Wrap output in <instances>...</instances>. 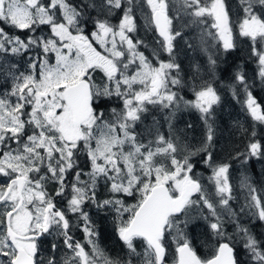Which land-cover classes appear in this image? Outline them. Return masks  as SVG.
Listing matches in <instances>:
<instances>
[{
    "label": "snow or ice",
    "instance_id": "1",
    "mask_svg": "<svg viewBox=\"0 0 264 264\" xmlns=\"http://www.w3.org/2000/svg\"><path fill=\"white\" fill-rule=\"evenodd\" d=\"M239 6L242 15L234 20L227 0H99L86 5L106 17L93 21L90 39L82 26L85 6L70 0H0V74L11 80L10 89L0 93V177L5 178L0 183V264H58L55 255L41 257L38 245L42 236L53 234L63 237L70 253L62 264H121L97 243L98 233L85 211L89 203L115 213L117 233L128 249L125 264H133V258L138 264H167L166 236L173 232V264H238L223 219L224 213L232 220L237 217L230 206L234 199L230 165L213 167L208 151L214 136L209 119L221 99L217 90L205 83L194 91V100L185 101V106L201 113L206 125L202 150L207 153L205 163L212 167L213 192L194 174L190 162L194 153L187 146L163 134L143 143L133 129L148 105L170 108L178 103L180 98L170 85L181 84L172 72L180 71L175 42L183 38L185 28L199 27L201 44L211 37L229 50L235 46L233 28L238 27L239 35L251 41L258 75L264 81V0H239ZM137 11L160 38L158 50L152 53L158 66L139 51L144 42L131 35L137 31ZM117 12L121 15L113 24L109 18ZM43 26L48 34L41 31ZM14 31L29 35L22 39ZM161 52L167 53V61L160 59ZM17 56H28L23 72L14 61ZM209 63L216 62L209 57ZM97 69L106 77L103 86L92 79ZM235 80L243 87L246 111L264 124V109L245 74L237 72ZM113 96L122 99L123 108L113 109V118L105 119L97 108ZM181 152L189 154L178 159ZM81 155L88 170L81 167ZM261 155L264 144L253 139L247 157ZM49 182L57 185L54 196L47 190ZM101 182L111 196L98 201ZM241 187L248 192L240 211L264 221V190L247 177ZM121 194H138L139 199L126 205ZM56 197L64 199L66 207H58ZM192 208L201 214L206 208L209 215L202 218L212 220L208 226L218 247L207 259L197 255L185 233ZM69 213L81 224L83 242L71 234L74 225ZM236 231L242 234L250 264H264V241L238 221ZM137 238L145 244L142 255L134 245ZM51 247L55 253L58 245Z\"/></svg>",
    "mask_w": 264,
    "mask_h": 264
},
{
    "label": "rangeland",
    "instance_id": "2",
    "mask_svg": "<svg viewBox=\"0 0 264 264\" xmlns=\"http://www.w3.org/2000/svg\"><path fill=\"white\" fill-rule=\"evenodd\" d=\"M90 3H99V0H89ZM227 3L229 7L232 10L233 19H238L242 13L240 11L239 6V0H227ZM95 14H98V9H94ZM145 12L148 11L147 8L144 9ZM91 15L93 13H90ZM120 13L117 12V19L114 21H111L113 24L118 23ZM136 15V23L138 29L135 33L131 34L135 38L143 40L144 44H150L155 46L156 49H158V45L156 43L157 39H160L158 35L154 37H150V28L146 27L145 25V17L142 15L139 11L135 13ZM96 18H92L87 20V25L83 22L82 26L84 27V34L91 32L94 29L93 21ZM104 19V18H103ZM144 28V29H143ZM95 30V29H94ZM93 30V31H94ZM92 31V32H93ZM91 32V33H92ZM149 34L147 40L143 39V34L146 33ZM146 34V35H147ZM221 46L223 47V44L221 41H219ZM233 43L234 45H241L247 49H252L251 41L246 37H241L239 35L238 27L233 28ZM97 47L98 51H101L103 53V49L99 47V45H94ZM141 51V50H139ZM54 61V56L52 57ZM28 60V56H27ZM158 66V64L156 65ZM25 60H22V67L21 71H25L26 69ZM258 63L257 59L255 61V64L252 66L250 73L253 74L252 77L260 78L258 75ZM93 81L99 85L103 86L106 81V77L104 76L103 72L97 69L92 74ZM202 86V84H197L195 87L192 88V98L189 100L195 99V90H199V87ZM171 90L172 89V86ZM175 92V91H174ZM218 93V92H217ZM180 98L178 100V103L174 105L173 107L166 108L165 110H162L161 105H148L147 111L144 112L141 115V119L137 121L136 123L139 124L140 127H144L145 130L149 135H147L146 140H141L143 143H148L149 141H155L158 135L163 134L161 132H158V125L161 124V121L164 120L166 127H168V135L174 138L180 146H187L189 151L191 153V157H196L198 154H203V159L200 160L198 163L202 164L207 171H205L200 165L194 164L192 161H190L194 165L193 172L196 174L199 179L201 180L202 184H204L209 192L214 191V187L212 186L211 182L209 181V177L212 175V167L209 166V164L205 163V160L207 159V153L203 151L202 149L205 146V140H206V125L204 122V119L201 122H198L195 120L194 115L195 114H201L198 110L192 107L185 106V101L182 100V98L177 94ZM219 95V94H218ZM246 96L245 93L243 95V102L245 100ZM112 99H117V105L119 109L121 110L123 108V101L122 99L113 96ZM188 101V100H187ZM244 104V103H243ZM158 106H160V110H158ZM215 106L212 112V116L209 119V123L212 124V127L214 129V136L213 141L211 143V146L208 148V151L212 153V166L227 163L230 165L229 168V180L230 183L233 186V197L234 199L230 201V206L237 213V217L235 220H232L228 217V215L225 213L223 215L225 224L224 228L226 233L231 236V243L235 246V255L238 261V264H250V256L246 249L244 248V240L241 233H237L236 231V221L239 222L241 227H246L249 229L248 224L257 218L253 216L250 212L245 210L244 212H241L240 209L245 205L246 203V196L248 190L246 188L241 187V182L243 178L239 175L240 171H244L243 163L236 162L239 154L243 153L245 155H241L244 160L246 161L247 156V148L248 144L254 139L252 136L253 131L256 132V134L264 133V125H262L259 122L254 121L251 116L246 111V115H241L238 113V111L233 110L225 104V102H220L218 105ZM100 111V110H98ZM103 112V111H102ZM105 119H112V113L109 112H103ZM134 132L136 133V126H134ZM137 134V133H136ZM164 135V134H163ZM151 137V138H150ZM167 138V137H165ZM261 138V137H260ZM260 138L256 139L260 141ZM233 139V140H232ZM230 140V141H229ZM246 140V142H245ZM234 141L236 143L234 144ZM241 141V143H240ZM261 142V141H260ZM240 143V144H239ZM262 143V142H261ZM263 144V143H262ZM155 147V145H153ZM189 152H187V155ZM232 154L233 157H230ZM264 156V155H262ZM179 159V158H178ZM80 164L81 167L85 170H88V165L86 161V157L84 155H81L80 158ZM258 165V164H257ZM70 179L72 178V175H69ZM68 177V180L71 181ZM111 193L108 191V187L101 182L97 188V200H103L110 198ZM120 198H122L126 205L135 204L136 201L139 199L138 194H134L133 196H125L121 194ZM86 209L91 210V221L94 219V216H96V224L92 221L93 225L95 226V229L98 233L97 236V243L100 247H102V250H105L103 246H106L102 243V232L106 234H110L113 238V241L116 237L119 238V235L117 233V222L115 218V213L110 209H103L98 210L94 205L91 203L85 205ZM218 212H221L222 210L220 208L217 209ZM127 215V214H125ZM209 213L207 209H203L202 214L201 211L197 208H192L189 210L187 219L189 220V223H192L193 221H197V239L200 240V243L202 244V250L206 251L208 249H212L213 252H215L216 245H217V238H215L211 230L209 228V223L212 222L211 218L209 220H205L202 218V216H208ZM181 220H184L185 217L181 216ZM205 231V232H204ZM195 232V231H194ZM186 233V231H185ZM84 234V233H83ZM175 235L173 232L171 235L166 236L167 241V248H168V256H167V264H173V261L175 259V248L176 243L173 241L172 237ZM120 239V238H119ZM121 240V239H120ZM122 241V240H121ZM197 241V240H196ZM123 242V241H122ZM199 242V241H198ZM134 245L137 249V251H142L141 255L144 251V245L140 243V241L137 239L134 240ZM109 248L108 246H106ZM127 252L128 257V249L126 248V245L122 247ZM112 259L116 260V256ZM133 264H138V259L133 261Z\"/></svg>",
    "mask_w": 264,
    "mask_h": 264
},
{
    "label": "trees",
    "instance_id": "3",
    "mask_svg": "<svg viewBox=\"0 0 264 264\" xmlns=\"http://www.w3.org/2000/svg\"><path fill=\"white\" fill-rule=\"evenodd\" d=\"M88 1L89 0H70V3H73L77 6H85L83 22L86 25L87 20L92 18L105 19V16L95 14L94 8L86 7V5L89 4ZM90 13L93 14L91 15ZM115 19L116 15L110 18L111 21H114ZM183 31V38L178 39L175 42L176 47L174 52L175 62L180 65V71L178 74L174 70L172 72L173 76L178 75V78L181 80V84L172 86V89L177 94H179L182 100L189 101L192 98L193 86L195 87L197 84L203 85L205 83H210L217 90L219 96L221 97L220 102H225V104L230 106V108L238 111L239 114L246 115V109L243 104L244 90L243 87L235 80L236 73L243 72L253 96L256 98L257 102L261 104L262 109H264V81H261L260 78L252 77L253 74L250 73L251 68L256 61V57L252 55V51L250 49H247L241 45H235L232 49L225 50L221 46L219 40H213L211 37H206V43L201 44V30L196 26L185 28ZM149 33L151 38L156 36L154 27L150 28ZM188 43L192 44L191 48L188 47ZM139 49L144 52V54L152 61L154 65H157V61L152 55L153 50H158L155 48V46L147 44L146 47L140 46ZM209 57L215 60L216 63L214 66L209 63ZM160 59L167 61L169 57L167 53L161 52ZM216 107L218 106H215V110ZM113 109L120 111L117 105V99L113 100L111 97L105 98L104 102L99 104L97 111L100 110L103 112L112 113ZM160 109V106H158V110ZM165 109L166 108H162V110ZM194 118L198 122L202 123L203 118L201 114H195ZM135 126L138 138L141 140H146L147 135L149 134L145 128L140 127L138 123H136ZM167 131L168 127H166L165 121L162 120L161 124L158 125V132L163 133L165 137L171 138L174 140V142L178 143L174 138L168 135ZM258 138H260V141L264 144V133L258 132L254 139ZM235 143L236 141H234V144ZM183 155H187V152H181L177 158H182ZM230 157H233L232 154ZM242 158L243 157L240 155L236 160V162L240 161L243 163L244 166V171H240L239 175L243 179L244 177H247L248 182L257 189L264 190V156H246L245 162L242 160ZM202 159L203 154H198L196 157H191L190 161H192L194 164L200 165V167L207 171V169L202 164L198 163ZM223 215H225V213ZM196 222L197 221L195 220L187 226L185 229L186 235L191 240L192 246L196 250L197 255H199L201 258H208L212 256L214 252L212 249H208L206 251L202 250V244L200 243V240L197 239ZM248 227L251 234H253L258 240L264 241V221L256 219L250 222ZM137 239L145 246L142 239ZM216 242L218 243L217 240ZM102 243L106 246L114 247V249H111V253L116 254V260L121 261V264H125L129 256L127 257V252L124 248H122L124 246V242H122L118 237H116L113 241L111 233L108 235L103 231ZM137 252L142 253V251L139 250ZM136 260L137 258H133V261L136 262Z\"/></svg>",
    "mask_w": 264,
    "mask_h": 264
},
{
    "label": "flooded vegetation",
    "instance_id": "4",
    "mask_svg": "<svg viewBox=\"0 0 264 264\" xmlns=\"http://www.w3.org/2000/svg\"><path fill=\"white\" fill-rule=\"evenodd\" d=\"M115 15H116V19H117V13ZM137 30H139V32L141 31L140 29H138V27H137ZM41 31L44 34H48L49 33V29L46 26H43ZM91 32L86 34L87 36H89L90 39H91ZM13 34L20 35L22 39L26 38L29 35V33L26 32V31H24V32L14 31ZM146 34H147V32L143 34V39L144 40H147V38H148V34L147 35ZM133 39H137V38H135L133 36ZM141 46L146 47V43L145 44L143 43ZM139 50H141V49H139ZM30 55H35V53H31ZM22 60H25V64H26L27 56H17V57L14 58V61L19 64L20 71H21V67H22ZM26 68H27V64H26ZM10 87H11L10 78H6L3 74H0V93H3L4 91L9 90ZM69 179H70V177H69ZM70 180H72V178ZM4 182H5V178L4 177H0V183H4ZM56 188H57V185L54 182H49L47 184V190L53 196L55 194ZM55 200H56V203H57L58 207H60V208L66 207V201L64 199H62L60 197H56ZM85 211H87L89 213V216L91 215V210L90 209H86L85 208ZM68 215L70 217V220H71L72 224L74 225L73 228H72L71 234L74 236V238L76 240H80L81 242H83L84 241V234H83V231L81 230V224L78 222V218L76 216L72 215L71 213H69ZM90 218H91V216H90ZM92 221L94 222V224H96V216H94V219ZM53 243H56L58 245L55 253H53V250H52V247H51ZM38 245H39V249H40V256L43 257L45 260L48 257H50L52 255H55L58 264H62V258L65 257L66 255H70V253L67 251V249L64 248L63 237L57 236L55 234L42 236L40 238V240L38 241ZM103 247L105 249L103 251L105 252V254L109 258L112 259L113 257L116 256V254H112L111 253V249H114V247H111V246H108L109 248H107L106 246H103ZM100 248H102V247H100Z\"/></svg>",
    "mask_w": 264,
    "mask_h": 264
},
{
    "label": "water",
    "instance_id": "5",
    "mask_svg": "<svg viewBox=\"0 0 264 264\" xmlns=\"http://www.w3.org/2000/svg\"><path fill=\"white\" fill-rule=\"evenodd\" d=\"M156 32V31H155ZM157 34V33H156ZM158 35V34H157ZM222 242H226V241H222ZM217 247H218V245H217ZM210 258V257H209Z\"/></svg>",
    "mask_w": 264,
    "mask_h": 264
}]
</instances>
